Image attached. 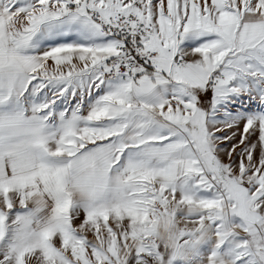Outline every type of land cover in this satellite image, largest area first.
<instances>
[{
	"label": "snow or ice",
	"instance_id": "6c2138e0",
	"mask_svg": "<svg viewBox=\"0 0 264 264\" xmlns=\"http://www.w3.org/2000/svg\"><path fill=\"white\" fill-rule=\"evenodd\" d=\"M0 264H264V0H0Z\"/></svg>",
	"mask_w": 264,
	"mask_h": 264
}]
</instances>
